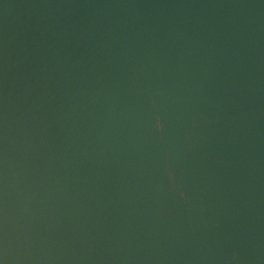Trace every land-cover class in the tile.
<instances>
[{
	"label": "bare ground",
	"instance_id": "1",
	"mask_svg": "<svg viewBox=\"0 0 264 264\" xmlns=\"http://www.w3.org/2000/svg\"><path fill=\"white\" fill-rule=\"evenodd\" d=\"M0 264H264V0H0Z\"/></svg>",
	"mask_w": 264,
	"mask_h": 264
}]
</instances>
